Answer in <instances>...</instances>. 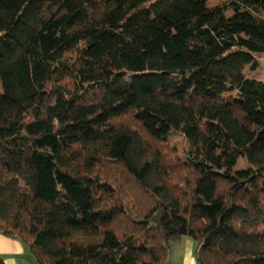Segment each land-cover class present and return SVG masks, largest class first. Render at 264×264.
Instances as JSON below:
<instances>
[{"label":"trees","instance_id":"trees-1","mask_svg":"<svg viewBox=\"0 0 264 264\" xmlns=\"http://www.w3.org/2000/svg\"><path fill=\"white\" fill-rule=\"evenodd\" d=\"M206 1L0 0V232L38 264H264V0Z\"/></svg>","mask_w":264,"mask_h":264},{"label":"crops","instance_id":"crops-1","mask_svg":"<svg viewBox=\"0 0 264 264\" xmlns=\"http://www.w3.org/2000/svg\"><path fill=\"white\" fill-rule=\"evenodd\" d=\"M196 242L190 237L173 242L167 264H198L195 257ZM0 254L5 264H38L28 245L17 237L0 232Z\"/></svg>","mask_w":264,"mask_h":264},{"label":"rangeland","instance_id":"rangeland-1","mask_svg":"<svg viewBox=\"0 0 264 264\" xmlns=\"http://www.w3.org/2000/svg\"><path fill=\"white\" fill-rule=\"evenodd\" d=\"M225 1L226 0H207L206 2L209 6H216L218 4H223ZM226 14L229 16L232 14V11L228 10ZM256 57L259 61L258 67L252 70L249 66H247L244 71L249 77L258 78L264 81V53L258 54ZM165 133L168 139L170 150H168V154L170 157H178L179 160L186 158L191 151V146L185 135L177 130H174L170 124L165 127ZM247 166L246 160L244 158H239L233 163L232 171L245 169Z\"/></svg>","mask_w":264,"mask_h":264}]
</instances>
